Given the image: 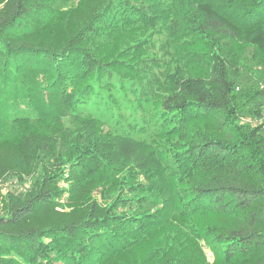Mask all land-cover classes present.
Here are the masks:
<instances>
[{"label":"trees","instance_id":"1","mask_svg":"<svg viewBox=\"0 0 264 264\" xmlns=\"http://www.w3.org/2000/svg\"><path fill=\"white\" fill-rule=\"evenodd\" d=\"M240 1L249 36L193 0H75L66 9L0 0V69L42 74L26 88L37 102L24 85L0 102V180L31 182L0 190V264H264V118L254 105L263 94L240 87L248 52L264 68V0ZM162 27L180 67L159 80L144 41ZM109 76L121 92L123 83L148 91L159 173L111 157L96 120L77 117L70 129L38 95L67 85L74 100L108 96L117 91ZM243 113L261 121L243 124ZM159 180L168 217L116 213L124 201L140 205Z\"/></svg>","mask_w":264,"mask_h":264},{"label":"rangeland","instance_id":"2","mask_svg":"<svg viewBox=\"0 0 264 264\" xmlns=\"http://www.w3.org/2000/svg\"><path fill=\"white\" fill-rule=\"evenodd\" d=\"M197 3V7L200 5L209 6L217 11L218 16L222 21L232 28L236 34H242L249 36L250 32L243 29V25L240 21L243 20L242 10L243 6L238 5L236 0H193ZM239 4H242L240 0H237ZM75 0H59V2H52L54 8L66 9L73 6ZM246 5L252 4L249 0H243ZM223 5L234 6L235 11L233 14L231 11L223 8ZM128 20V23L133 21ZM114 22L120 23V19L117 18ZM164 27V26H163ZM160 28L159 30H148L144 44L148 47L147 59L150 62H154L151 74L157 79L162 80L164 75H167L178 67L180 64L173 60V57L169 51L168 40L171 39L167 30ZM103 36L100 40H103ZM227 41H221V47L228 46ZM4 74V77L2 76ZM35 70L22 69L20 73L4 72L0 69V102H3L6 106V92L17 91L20 94V89L24 91L26 99L37 102L35 95H27V89L35 84V79H40L42 74H38ZM241 79L240 87L245 91L252 89L255 84L257 90L263 94L260 100V104L255 103L257 111L264 118V68L257 67L251 57V53L248 52L244 60L241 62ZM48 72H44V76L47 77ZM112 85H116L117 91L107 92L99 90L98 95L91 96L86 95L81 99H71L69 94L70 90L65 85L63 91H55L54 93L38 94L42 96V100L49 106V110H53L55 114L60 115L64 124L68 128L76 126L77 117H92L96 120L98 127L100 128V135L103 142V151L110 153L111 157H118L125 155L126 157H132L140 165L152 166L155 173H159L158 163L154 160V153L158 150L159 140L157 138L158 130L153 116V108L151 102L146 100L143 93L148 95V91L144 90V86L138 87L139 91L132 93L130 90L134 88V85L130 86L129 83H123L127 90L121 92V83L117 81V78L108 77ZM150 79V77L145 78ZM103 86L104 84H100ZM142 91V92H140ZM38 97V96H37ZM247 96L242 97L243 101ZM73 100V101H72ZM22 107V106H20ZM261 118V119H262ZM240 121L243 124L254 127L257 121H261L259 117L253 113H243L240 117ZM63 152V150H60ZM174 167V165H172ZM64 177H67L66 175ZM30 181H24V185H20L18 181H6L0 183V190L7 191L11 187H16L22 191L27 190L30 187ZM61 185H64V180H61ZM153 192H148L144 201L138 205L133 201H124L119 205L116 212L120 216L127 215L129 212L138 213L139 211H150L154 214L152 217L157 221L168 217L172 213L171 199L165 191L162 180L153 184ZM126 198V197H125ZM205 254L208 260H211L210 253L205 250Z\"/></svg>","mask_w":264,"mask_h":264},{"label":"built area","instance_id":"3","mask_svg":"<svg viewBox=\"0 0 264 264\" xmlns=\"http://www.w3.org/2000/svg\"><path fill=\"white\" fill-rule=\"evenodd\" d=\"M0 183H1V180H0Z\"/></svg>","mask_w":264,"mask_h":264}]
</instances>
